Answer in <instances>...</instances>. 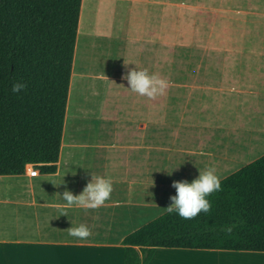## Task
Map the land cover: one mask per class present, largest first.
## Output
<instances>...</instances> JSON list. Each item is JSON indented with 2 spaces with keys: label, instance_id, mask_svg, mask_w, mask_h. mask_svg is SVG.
I'll use <instances>...</instances> for the list:
<instances>
[{
  "label": "crops",
  "instance_id": "obj_1",
  "mask_svg": "<svg viewBox=\"0 0 264 264\" xmlns=\"http://www.w3.org/2000/svg\"><path fill=\"white\" fill-rule=\"evenodd\" d=\"M115 3L124 20L123 52L108 62L113 25L109 18L100 29L95 14ZM183 8L185 47L201 58L185 64L213 71L150 100L127 89L123 77L136 67L159 73L161 37H175L176 0H81L58 158L0 176V264H124L123 239L165 214L176 195L173 181L191 182L211 166L223 180L264 155V114L256 112L257 104L264 110V90L235 81V0H184ZM238 55L247 67V51ZM252 56L253 68L263 69L264 52ZM76 84L89 103L88 124H72ZM112 84L123 91L114 109L99 110V95ZM248 97L255 100L250 119ZM92 175L112 178L110 199L97 209L64 208L59 195L82 193ZM71 221L92 235L69 236ZM148 264H264V252L156 248Z\"/></svg>",
  "mask_w": 264,
  "mask_h": 264
},
{
  "label": "trees",
  "instance_id": "obj_2",
  "mask_svg": "<svg viewBox=\"0 0 264 264\" xmlns=\"http://www.w3.org/2000/svg\"><path fill=\"white\" fill-rule=\"evenodd\" d=\"M80 4L0 0V176L58 158ZM16 82L27 87L13 93ZM221 188L208 213H165L126 236L124 264H148L156 248L264 252V155Z\"/></svg>",
  "mask_w": 264,
  "mask_h": 264
},
{
  "label": "rangeland",
  "instance_id": "obj_3",
  "mask_svg": "<svg viewBox=\"0 0 264 264\" xmlns=\"http://www.w3.org/2000/svg\"><path fill=\"white\" fill-rule=\"evenodd\" d=\"M184 0H176V10H175V37H161V45H160V55H159V74L167 78L170 82L166 93L170 92H182L184 90V82L186 79H194L199 76H206L208 71L201 68H191L185 62L195 61L196 63L201 60L200 55L195 53L194 50H190V47L186 48L185 44L189 43L190 38L184 37V26H185V14L183 8ZM96 5V2L94 3ZM97 9V5L95 6ZM100 8V12L95 14L97 25L100 29L103 28L104 25L108 26V20L111 19L113 25V35L112 41H109V45L114 47L115 52L107 56V61L120 60V56L123 52L122 41L123 38L121 29L124 20H122L120 16V5L119 3L105 5V11ZM108 10L114 11V13L108 14ZM86 14V10H85ZM84 14V17H85ZM236 24L239 26L237 27ZM124 28V27H123ZM187 40V41H186ZM83 49V59L81 60L82 64L85 65L87 53L85 54V50H87L88 40L87 38L84 40ZM247 51L248 58L245 61L238 55V52L244 53ZM264 52V0H235V81L236 82H244L249 83V86L252 88H256L257 82L258 85H261L260 91L264 90V68L263 69H255L253 68L257 65V58H253L254 54H261ZM104 56V55H103ZM106 58V55L103 59ZM242 59L241 61H239ZM118 60V61H119ZM237 60V61H236ZM264 66V63H262ZM109 72L112 70V66L109 65ZM258 76H260L258 78ZM259 80V81H258ZM77 85V89L75 92V106L78 103V109L75 111L72 117L73 125H83L88 124L91 118V110L89 107V103L85 97V95H80L81 89L79 85ZM119 91H123L122 87L112 84L111 87H107L103 94L100 93L99 98V110L105 109L109 111L114 109L115 95L118 94ZM70 100L74 98L73 89L70 90ZM80 98V99H79ZM79 99V101H78ZM247 107L248 114L247 118L250 119V115L253 113V109L255 108V100L251 97L247 98ZM258 103V101L256 102ZM257 115L262 116L264 114V110L262 108V104H257ZM244 100L241 103L240 110V120L241 124L244 122ZM72 111V106L70 105L69 112Z\"/></svg>",
  "mask_w": 264,
  "mask_h": 264
},
{
  "label": "clouds",
  "instance_id": "obj_4",
  "mask_svg": "<svg viewBox=\"0 0 264 264\" xmlns=\"http://www.w3.org/2000/svg\"><path fill=\"white\" fill-rule=\"evenodd\" d=\"M137 69V67L131 69L124 75L123 79L127 80L129 85L127 89L150 100H155L165 94L170 84L167 78L162 77L159 73H150L147 68ZM26 87L25 83L16 82L11 91L19 93ZM201 155L208 154L202 152ZM221 180L222 177L217 174V169L211 166L204 170L199 169L198 177L191 182L187 180L173 181L171 186L176 189V195L169 197L171 203L169 206L163 207V211L167 214L177 213L180 218L185 220H191L201 212L208 213L212 207L208 197L214 192L222 190ZM113 191L111 177L92 175L91 181L86 184L82 193L74 195L66 189L62 196L58 195L65 202L63 207L66 209L73 207L97 209L110 199ZM61 215H67V212L65 211ZM71 223L72 227L66 230L69 236L85 240L92 235L91 228L86 224L77 225L75 221H71ZM235 226L233 224L223 230L231 233Z\"/></svg>",
  "mask_w": 264,
  "mask_h": 264
},
{
  "label": "built area",
  "instance_id": "obj_5",
  "mask_svg": "<svg viewBox=\"0 0 264 264\" xmlns=\"http://www.w3.org/2000/svg\"><path fill=\"white\" fill-rule=\"evenodd\" d=\"M29 173H30V175L34 176L35 173H36V170H32V171H30Z\"/></svg>",
  "mask_w": 264,
  "mask_h": 264
}]
</instances>
